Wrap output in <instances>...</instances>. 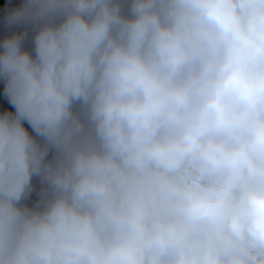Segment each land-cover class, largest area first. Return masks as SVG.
I'll return each mask as SVG.
<instances>
[{"label": "clouds", "instance_id": "clouds-1", "mask_svg": "<svg viewBox=\"0 0 264 264\" xmlns=\"http://www.w3.org/2000/svg\"><path fill=\"white\" fill-rule=\"evenodd\" d=\"M0 264H264V0H0Z\"/></svg>", "mask_w": 264, "mask_h": 264}]
</instances>
